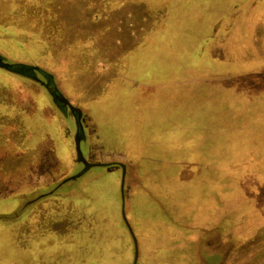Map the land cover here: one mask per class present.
Masks as SVG:
<instances>
[{"label": "rangeland", "instance_id": "rangeland-1", "mask_svg": "<svg viewBox=\"0 0 264 264\" xmlns=\"http://www.w3.org/2000/svg\"><path fill=\"white\" fill-rule=\"evenodd\" d=\"M187 49L202 51L205 58L181 73L185 60L177 59L173 51ZM0 55L7 62L35 67L45 85L53 84L84 111V155L90 163H108L85 166L78 159L75 162L74 149L72 164L64 169L62 164L48 162L38 164L43 174L34 177L25 163L21 172L12 171L13 163H23L21 157L9 155L13 133H66L75 148L77 125L69 108L52 100L39 81L0 70V140L4 147L0 146V155L10 159V166L4 161L5 171L0 174L11 185L27 186L20 197L23 204L9 224L38 204L32 220L41 217L38 213L46 208L45 203L53 205V199L72 203L92 199L98 192L117 209L118 197L122 208L127 199L139 221L143 219L140 212L147 217L154 201L162 207L160 198L144 188L139 174L146 166L141 164L144 157L136 155L147 152L145 146L152 141L149 133H176V127L184 133H264L263 0H0ZM187 60L194 63L193 57ZM168 62L162 70L161 63ZM198 68L203 72H194ZM151 80L157 84L147 88ZM100 133L138 135L129 143L123 141L127 150L116 137L110 141ZM215 152L206 154L203 164H216L227 171L235 167ZM120 160L139 178L126 172L124 187ZM180 168L175 171L173 187L190 176L189 168ZM185 197L187 209L179 217L189 220L190 191H185ZM178 203L175 200L174 207ZM199 218L202 225L197 239L192 242L188 236L187 243L183 242V250L192 246V255L180 257L185 258L183 263L240 264L246 234L219 229L203 234V217ZM181 224L186 226L182 221L177 225Z\"/></svg>", "mask_w": 264, "mask_h": 264}, {"label": "trees", "instance_id": "trees-1", "mask_svg": "<svg viewBox=\"0 0 264 264\" xmlns=\"http://www.w3.org/2000/svg\"><path fill=\"white\" fill-rule=\"evenodd\" d=\"M0 70L4 71L3 74L10 73L3 68ZM65 134L13 133L9 137L14 143L9 155L21 157L23 163H13L12 171H20L25 163L34 177L43 174L38 164L47 165L48 162L62 164L64 169L71 163L75 149ZM101 134L110 141L116 137L128 143L138 135ZM149 134L152 141L145 146L147 152L136 155L144 157L141 164L146 167L138 170L139 174L142 172L144 188L151 189L160 198L162 207L158 201H152L153 208L145 218L140 212L143 219L139 221L135 220L138 215L132 212L127 199L124 212L119 197L117 209L111 203L108 205L107 199L98 196V192L94 194L95 198L72 203L53 199V205H49L44 201L46 208L38 213L41 217L30 218L38 204L32 212L22 213L16 222L9 224L15 218L14 212L23 204L20 197L25 194L27 186L11 185L0 174V264H134L136 247L133 236L137 238L141 252L137 264H184L185 258L180 257L191 253L192 246L183 250V242L187 243L188 236L192 242L197 239L201 216L203 234L210 229L237 230L246 234V238L242 237L243 259L240 264H264V133ZM61 136L68 140V144ZM2 140L0 146L4 148ZM124 145L122 149L129 150V146ZM5 150L8 153V148ZM214 152L220 160L229 161L235 167L227 171L217 168L216 164H203V157ZM145 158L152 159L147 161ZM4 161L9 163L10 159L3 158L0 171H5ZM153 163L155 167H151ZM181 165L187 167L186 170L191 169L188 170L190 176L173 187L175 171H180ZM126 168L127 173H136L138 178L136 171ZM122 172L120 167L119 173ZM187 190L191 196V219L182 220L179 213L187 209L183 203ZM175 200L179 202L176 207ZM226 203L234 205L224 208ZM195 211L197 216H194ZM125 216L130 226L134 222L131 226L133 233ZM179 221L186 225L181 224L185 228L177 225Z\"/></svg>", "mask_w": 264, "mask_h": 264}, {"label": "water", "instance_id": "water-1", "mask_svg": "<svg viewBox=\"0 0 264 264\" xmlns=\"http://www.w3.org/2000/svg\"><path fill=\"white\" fill-rule=\"evenodd\" d=\"M0 68H3L8 71L16 72V73H23L24 75H27L29 77H32L33 79L42 82V80L34 74L32 71L35 69V67L30 66V65H25V64H19V63H10L4 60V58L0 55ZM52 96L53 100L67 106L69 110L72 112V114L75 115L76 119V124H77V132H76V154L78 160H80L85 166H103L107 165L108 163H90L85 155L84 151L82 149V133L84 132V127L82 123V111L80 108L74 106L68 98H66L64 95H61L56 89L55 86L52 84H46L45 85ZM123 166V182H122V187L125 185V179H126V167L124 164ZM124 189V188H123ZM124 192V190H123ZM124 196V193H123ZM123 210L125 212V202H123ZM126 223L129 226L130 231L133 233L132 227L129 225V221L127 217L125 216ZM134 237V243L136 247V257H135V262L134 264H137V261L139 259V245H138V240L135 236Z\"/></svg>", "mask_w": 264, "mask_h": 264}, {"label": "crops", "instance_id": "crops-1", "mask_svg": "<svg viewBox=\"0 0 264 264\" xmlns=\"http://www.w3.org/2000/svg\"><path fill=\"white\" fill-rule=\"evenodd\" d=\"M211 38V37H210ZM207 43H208V39H204ZM204 50V49H203ZM174 52V55H177L176 56V58L177 59H184L185 61H184V63H183V71H181V73H186V72H188V70L189 69H192V67L195 65V64H198V62H201V61H203V59L205 58L203 55H201V54H203L202 53V51H198V50H183V51H181L180 53H176L175 51H173ZM187 56H190V57H193V59H194V63L193 64H188L189 62H188V60H187ZM186 62H188V63H186ZM161 65L163 66V68H162V70H166V65H169V62L168 63H161ZM199 65H201V64H199ZM123 67V66H122ZM122 67H121V69H122ZM197 71H202L203 72V70H200L199 68H198V70H194V72H197ZM231 72H233V71H231ZM201 76V75H200ZM196 77V76H195ZM163 81H161V80H159L158 81V83H162ZM179 83H181L180 81H179ZM139 83L138 82H136L135 84H133V83H131V87L132 86H134V85H138ZM156 84H157V82L156 81H154V80H151V82L150 83H147L146 84V86H147V88H154L155 86H156ZM160 85H162V84H160ZM67 98V97H66ZM70 101V100H69ZM71 102V101H70ZM72 103V102H71ZM73 104V103H72ZM74 105V104H73ZM75 106V105H74ZM82 111V110H81ZM84 111H82V123H83V127H84V119H83V114L85 113H83ZM92 114L90 111L88 112V115H90V114ZM75 116V115H74ZM84 117H85V114H84ZM75 121H76V119H75ZM77 125V124H76ZM58 127V126H57ZM57 127H56V129H57ZM59 128V127H58ZM60 129V128H59ZM84 131H85V128H84ZM173 131H175L176 133H184V131L183 130H181V127H176V128H174L173 129ZM76 132H77V127H76ZM83 133H85V132H83ZM101 134V133H100ZM76 144V143H75ZM85 146V145H84ZM82 149H83V151H84V148H83V141H82ZM75 150H76V146H75ZM76 156H77V154H76ZM121 161V166H122V164H124L125 165V162L124 161H122V160H120ZM126 166V165H125ZM189 170H191L190 168H189ZM126 172H127V170H126ZM128 219V218H127ZM129 221V220H128ZM138 245H139V243H138ZM141 254V252H140V246H139V255ZM140 257V256H139Z\"/></svg>", "mask_w": 264, "mask_h": 264}, {"label": "flooded vegetation", "instance_id": "flooded-vegetation-1", "mask_svg": "<svg viewBox=\"0 0 264 264\" xmlns=\"http://www.w3.org/2000/svg\"><path fill=\"white\" fill-rule=\"evenodd\" d=\"M38 71V70H37ZM34 74H35V69L32 71ZM39 83L41 84V86L46 90V92L48 93V91H47V88H46V86H45V82H44V80H42V82H40L39 81ZM56 89V88H55ZM48 95H49V93H48ZM50 96V95H49ZM50 98H51V96H50ZM52 99V98H51ZM53 100V99H52ZM84 113V112H83ZM85 114V113H84ZM84 114H83V119H84ZM83 148H84V151L86 150V146H84V142H83ZM77 156H76V162H77ZM81 162V161H80ZM82 163V162H81Z\"/></svg>", "mask_w": 264, "mask_h": 264}]
</instances>
